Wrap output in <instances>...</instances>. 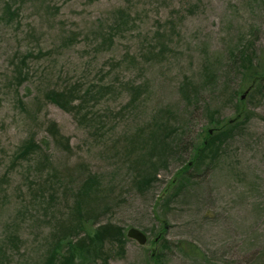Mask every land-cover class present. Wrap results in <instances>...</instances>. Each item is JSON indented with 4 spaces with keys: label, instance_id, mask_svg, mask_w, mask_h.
Returning a JSON list of instances; mask_svg holds the SVG:
<instances>
[{
    "label": "rangeland",
    "instance_id": "rangeland-1",
    "mask_svg": "<svg viewBox=\"0 0 264 264\" xmlns=\"http://www.w3.org/2000/svg\"><path fill=\"white\" fill-rule=\"evenodd\" d=\"M241 54L264 59V0H0V264L105 225L125 241L85 264H264V81L236 94Z\"/></svg>",
    "mask_w": 264,
    "mask_h": 264
},
{
    "label": "trees",
    "instance_id": "trees-1",
    "mask_svg": "<svg viewBox=\"0 0 264 264\" xmlns=\"http://www.w3.org/2000/svg\"><path fill=\"white\" fill-rule=\"evenodd\" d=\"M241 55L242 64L245 63L244 65H246V67L242 83L236 91L238 96L240 94H245L246 92H249L248 94L255 92L264 81V59L255 64L254 59L250 58L248 54ZM241 120L244 122L246 118L245 116L242 117L239 112L237 117L233 120H228L222 123L217 121L214 122L212 124L215 127L213 130L214 135L211 136L212 133L207 129V131H205L206 137L204 139H197L193 147L195 154L194 158L187 164L186 169L177 177L174 185L176 186L178 181L181 183L184 180L185 175H182L191 168L192 164L195 165L194 167H199L206 158L215 157L220 145L228 140L234 131L242 125ZM31 148L32 144L29 143V146L26 147V153ZM154 176H156V172H154ZM146 182L147 181L142 184H145ZM93 184H95V180L91 179L86 187H90ZM79 212H81V209L78 213ZM79 231L86 232L85 228H82L81 226H79ZM113 239L122 244V242L125 241V236L119 229L111 228V225L101 226L96 230L93 229L91 234L87 235L86 233L84 240L75 244L69 243V240L64 238L57 243L54 250H52L42 264H85L87 258L93 256V254L97 252L99 246ZM64 249L66 252L62 253Z\"/></svg>",
    "mask_w": 264,
    "mask_h": 264
},
{
    "label": "water",
    "instance_id": "water-1",
    "mask_svg": "<svg viewBox=\"0 0 264 264\" xmlns=\"http://www.w3.org/2000/svg\"><path fill=\"white\" fill-rule=\"evenodd\" d=\"M244 98H245V95L243 96V99ZM128 237L136 240L141 245H145L147 243V236L143 232L137 229L129 230Z\"/></svg>",
    "mask_w": 264,
    "mask_h": 264
}]
</instances>
